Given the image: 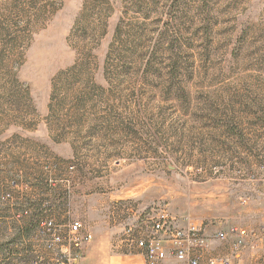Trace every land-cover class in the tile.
<instances>
[{"label": "rangeland", "instance_id": "obj_1", "mask_svg": "<svg viewBox=\"0 0 264 264\" xmlns=\"http://www.w3.org/2000/svg\"><path fill=\"white\" fill-rule=\"evenodd\" d=\"M124 203L261 220L264 0H0V264L33 260L23 209L27 237L80 220L120 264Z\"/></svg>", "mask_w": 264, "mask_h": 264}, {"label": "built area", "instance_id": "obj_2", "mask_svg": "<svg viewBox=\"0 0 264 264\" xmlns=\"http://www.w3.org/2000/svg\"><path fill=\"white\" fill-rule=\"evenodd\" d=\"M58 164L52 163L46 170L56 174ZM66 170L74 179L76 167L68 165ZM59 183L58 180H50L54 187ZM117 215L120 228L115 248L123 255H142L145 264H231L230 257L208 256L214 241L226 242L234 236V256L242 254L248 244L257 249L264 242V226L256 234L243 228H232L210 235L212 219L197 220L190 215L177 217L167 207H158L146 213L136 203L115 205L109 223L112 230L117 229ZM29 219L30 211L26 209L13 215L12 220L20 225L19 241L24 247V252L13 253V256L25 258L32 255L33 260L29 264H79L84 259L94 237L82 221L70 219L64 223L45 217L40 220L36 233L27 237L24 226ZM3 225L0 218V228ZM15 248L19 249V245ZM259 264H264V255Z\"/></svg>", "mask_w": 264, "mask_h": 264}, {"label": "crops", "instance_id": "obj_3", "mask_svg": "<svg viewBox=\"0 0 264 264\" xmlns=\"http://www.w3.org/2000/svg\"><path fill=\"white\" fill-rule=\"evenodd\" d=\"M17 190H21L20 187H17ZM252 210L249 209L248 212H251ZM262 217L260 218V221H253L247 222V221H241V222H223L218 220H213V225L209 228V234L214 235L218 231H230L232 228H243L246 229L249 233H257L258 230L261 228H257L258 223L263 224L264 226V211H261ZM253 215V214H251ZM256 218V217H255ZM207 218H203L201 220H204ZM28 224V223H27ZM26 224V226H27ZM257 224V225H256ZM237 226V227H236ZM95 228L94 230H96ZM12 233L19 235V228L14 227L13 230H11ZM95 236V235H94ZM234 236H230L229 239L226 242H218L214 241L211 245V248L208 252V256H215V257H221V256H227L231 258V264H255V261L259 260L260 257L264 255V242L261 244V246L257 249H252L251 246L248 244L239 256H234L232 253V245L234 243ZM111 253L110 249V243L106 241V239H103V242L99 238H94L92 243L87 247L85 252L84 259L79 264H109L112 263L115 259L113 258H105L108 257V255ZM115 263V262H114ZM120 264H145V259L140 254L135 255H124V257L121 258Z\"/></svg>", "mask_w": 264, "mask_h": 264}]
</instances>
